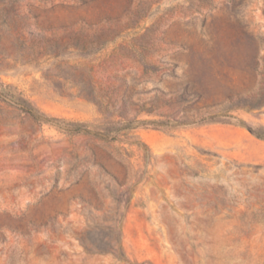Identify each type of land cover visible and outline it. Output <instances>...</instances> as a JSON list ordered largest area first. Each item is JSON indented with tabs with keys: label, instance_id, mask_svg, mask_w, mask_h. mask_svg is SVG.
<instances>
[{
	"label": "rangeland",
	"instance_id": "1",
	"mask_svg": "<svg viewBox=\"0 0 264 264\" xmlns=\"http://www.w3.org/2000/svg\"><path fill=\"white\" fill-rule=\"evenodd\" d=\"M0 264H264V0H0Z\"/></svg>",
	"mask_w": 264,
	"mask_h": 264
},
{
	"label": "trees",
	"instance_id": "2",
	"mask_svg": "<svg viewBox=\"0 0 264 264\" xmlns=\"http://www.w3.org/2000/svg\"><path fill=\"white\" fill-rule=\"evenodd\" d=\"M24 110H25L26 112H28V113H30V114H32V115H34L33 111H31L30 109H24ZM75 130H77V131H80L81 129H79V128H76ZM119 256H120L121 258H126V255H125V253H124V250H123V249L121 250V252H120Z\"/></svg>",
	"mask_w": 264,
	"mask_h": 264
}]
</instances>
